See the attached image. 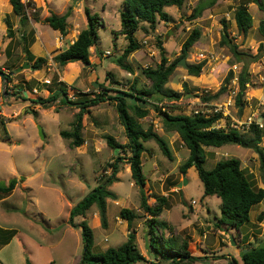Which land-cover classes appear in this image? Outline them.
<instances>
[{"label":"rangeland","instance_id":"rangeland-1","mask_svg":"<svg viewBox=\"0 0 264 264\" xmlns=\"http://www.w3.org/2000/svg\"><path fill=\"white\" fill-rule=\"evenodd\" d=\"M249 1L225 0L205 9L195 20H189L194 9L201 3L208 7L214 0H186L182 8L167 7L169 22L158 20L155 28L141 24L136 33L141 49L127 60L133 68L129 72L116 63L128 45L124 36L116 35L121 29L124 0H22L29 19L27 46L30 50L35 45L31 53L36 57L46 55L48 63L40 70L24 68L21 71L18 69L27 60L20 31L14 40L13 56L8 58L5 52L11 41L9 29H20V17L13 13L10 0H0V68L10 74L12 80L8 82L0 77V183L19 180L13 194L0 203L1 233L5 237L6 231H17L9 244L0 245V264H78L84 251L82 233L80 228L69 224L70 212L111 175L110 165L117 158L131 156L128 149L110 148L105 139L112 136L120 145L128 142L114 102L107 101L90 109L84 116L82 137L85 143L73 148L71 140L63 139L60 133L72 129L79 113L77 106L63 104L60 98L44 108L32 100L49 97L51 91L62 84L72 101L82 98L78 91L88 93L89 98L102 94L101 86L125 92L133 86L149 89L151 83L143 69L156 68L160 64L163 48L168 64L177 61L166 87L183 94L178 102L160 103L159 107H165L163 110L175 115H191L204 106L213 108L231 102L228 107L231 120L233 117L242 122L252 111L259 112L258 117L264 118V43L259 32V25L264 21V0L262 9ZM244 4L253 17V26L243 34L236 25L235 12ZM85 8L99 14L103 21L98 29V43L91 48L92 62H98V56L101 61L94 66L76 62L62 67L53 58L73 44L87 27ZM53 14L69 15L67 37H59V32L44 23ZM196 27L201 29L202 36L188 56L183 57L182 45ZM225 31L232 38V44L239 46L240 52L258 57L249 64V83L240 106L236 99L240 91L238 76L244 63L238 62L231 47L223 43ZM56 42L57 47H54ZM47 47H54L49 55ZM202 62L205 65L200 76H192L189 66ZM30 64L33 66V62ZM231 71L234 78L227 91L215 97ZM21 88L27 100L14 95ZM209 97L213 99L207 100ZM153 104L145 105L150 114L140 122L145 129L153 126L168 141L174 157L170 160L164 156L155 141L145 143L142 163L147 178L148 203L153 206L159 197L169 198L170 207L163 211L160 220L172 230L168 228L162 230L163 233L168 238L172 235L182 237L189 241L194 256L207 257L194 264H229L233 258L244 264L242 252L264 244V220L256 222L257 216L264 212V202L253 208L251 222L242 228L243 233L216 227L221 216V200L216 196H204L203 183L195 168L186 174L180 171L190 151L178 133L165 130ZM33 111L37 112V117ZM230 118L226 121L231 123ZM217 126L226 127L227 124L221 120ZM246 138H250L249 134ZM260 147L264 149V139ZM205 150L208 153L207 170L219 161L237 158L253 185L264 188V171L255 148L226 145L206 147ZM118 162V180L109 186L116 199H107L108 227L102 226L97 206L92 207L85 218H76L75 222L87 221L94 233L96 253L121 246L135 231L139 250L146 258L145 262L137 264L156 263L158 259L150 252L148 243V219L151 217H146L141 208L140 187L132 179L128 161ZM123 208L138 215L131 225L120 217Z\"/></svg>","mask_w":264,"mask_h":264},{"label":"trees","instance_id":"trees-1","mask_svg":"<svg viewBox=\"0 0 264 264\" xmlns=\"http://www.w3.org/2000/svg\"><path fill=\"white\" fill-rule=\"evenodd\" d=\"M225 0H214L207 6L202 3L197 6L189 20H195L201 17L203 11L209 7H214ZM236 1V0H233ZM13 6V13L20 17V29H9V38L11 41L6 47V54L9 57L13 56V45L18 31L21 33V40L25 46L26 58L29 63L33 62L36 70L42 69L43 65L48 63L45 57H36L29 50V44L26 40V27L29 19L25 15V5L22 0H10ZM186 0H124L123 10L120 14L121 29L116 35H122L128 41L123 54L116 59V63L125 70L132 72L133 68L128 64L129 57L136 51L141 49V44L136 38V33L141 28V24H148L155 28L158 20L165 22L170 21V15L165 11L167 7L176 6L182 8ZM250 3H256L260 9L263 8V0H250ZM87 18V27L82 30L76 41L69 45L67 49L57 54L53 59L60 66L64 67L69 63L82 62L86 66L98 65L101 61V56H98V62L91 60V48L95 47L99 40L98 29L103 25L101 16L93 13L89 8H85ZM69 15L58 16L53 14L44 20V23L59 31L63 37L67 36ZM235 21L240 32L248 33L253 26V17L249 12L246 4L242 5L235 12ZM224 23L226 21L224 20ZM226 27V26H225ZM227 29V28H226ZM259 32L264 43V21L259 25ZM202 32L200 28H194L188 38L182 45V56L187 57L192 47L201 38ZM223 43L231 47L232 52L238 62H243L244 66L239 74L240 91L237 95V105H241L243 95L249 83V64L258 59L256 56L239 51L237 44H232V38L225 31L223 35ZM264 45V44H263ZM162 49L161 62L156 68L143 69V73L150 81L149 89H139L133 86L129 92L110 90L101 86L103 93H99L94 98H89L88 93L78 91L82 95L77 101H72L69 98L68 90L65 84L58 85V89L52 90L51 95L47 98H37L32 100L44 108L50 107L62 98L63 104L77 106L79 113L75 117L71 130L61 131L60 135L63 139L71 140L73 148L81 147L85 141L82 137L84 128V116L90 113V109L100 105L101 103L111 101L114 102L119 114L120 120L125 128V133L128 138V143L120 145L112 136H106L105 139L110 148L128 149L131 156L128 159L117 158L110 168L111 175L102 183H100L93 191L86 195L70 212L69 224L73 228H80L82 233L84 251L78 264H137L145 262V256L140 252L137 244L136 232L132 231L126 242L116 248H109L104 252L96 253L94 251L95 241L94 233L86 220L80 223L75 222L76 218H85L87 212L94 206H97L100 219L103 227H108L107 221V199H116V195L109 190L114 182L118 180L119 162L127 160L131 169V176L135 184L140 187L141 208L145 212L149 222V247L150 252L158 259V263L153 264H194L198 260L207 257L194 256L190 250L189 241L184 240L180 236L172 235L166 237L162 230L171 229L169 225L160 220V216L166 208L170 207L168 197H159L155 205L151 206L148 203L145 187L147 186V178L143 171L142 156L146 151L145 143L155 141L161 149L164 156L173 160V153L168 141L156 132L153 126L145 129L140 120L146 118L150 114V109L145 105L154 103L155 111L159 113L163 126L168 132H176L180 135L182 141L190 151V155L185 163L180 166V171L186 174L188 170L195 168L198 172L204 187V196H216L221 200V216L218 218L216 227L227 228L229 230H237L242 232V228L251 222V211L255 206L264 202V188H256L252 181L248 178L244 170L241 169V161L237 158H230L219 161L211 170L206 169L208 153L206 147L221 148L226 145H242L254 143L256 144L255 151L259 153L261 169L264 171V149L260 147L264 139V133L257 127H253L249 133L243 134L235 129L225 130L215 128V124L220 121L222 114L214 116L203 115H183L173 114L171 111L163 110L165 107H159V104L164 101L173 102L180 101L183 94L173 89L166 87L170 77L174 73L177 61L169 63L165 56V50ZM101 55V53H99ZM205 62L197 65L189 66V73L192 76H200ZM11 70L10 67L7 68ZM234 78V72L231 71L226 78L224 85L215 97L225 91ZM11 82V76L5 78ZM50 87V86H48ZM20 89V88H19ZM23 89L14 93L21 95L23 99ZM109 92L115 93L110 95ZM81 97V96H80ZM132 99L134 102H130ZM207 100L213 97L206 98ZM60 101V102H61ZM32 114L37 117V112ZM249 134L250 138H246ZM19 183L18 179H11L8 183H0V200L12 195ZM120 217L128 221L131 225L138 215L130 209L123 208L120 211ZM264 220V212L260 213L257 218V223H262ZM172 230V229H171ZM8 235H4L0 231V245L5 246L10 243L11 239L17 235L16 230L6 231ZM241 260L244 264H264V244L253 247L242 252ZM29 264V262H28ZM229 264H239L236 258H233Z\"/></svg>","mask_w":264,"mask_h":264},{"label":"built area","instance_id":"built-area-1","mask_svg":"<svg viewBox=\"0 0 264 264\" xmlns=\"http://www.w3.org/2000/svg\"><path fill=\"white\" fill-rule=\"evenodd\" d=\"M25 15L27 16L26 12H25ZM230 105H231V102H229V104H227L226 106L217 105L213 108H207V106H204V109L196 110L194 114L203 115L207 117L214 116L215 114H222V118L220 119V121L225 120V123L227 124V126L219 127L217 126L218 123H216L214 127L217 129H225V130L235 129L243 134H246V133H249L253 127H257L259 130H261L264 133V118L258 117L259 112L252 111L242 122H240L238 119H235L233 117L231 120V118L229 117L231 115L228 110V107ZM227 118H230L231 123L229 122V120L226 121Z\"/></svg>","mask_w":264,"mask_h":264},{"label":"water","instance_id":"water-1","mask_svg":"<svg viewBox=\"0 0 264 264\" xmlns=\"http://www.w3.org/2000/svg\"><path fill=\"white\" fill-rule=\"evenodd\" d=\"M242 33L244 34V31H242ZM182 61H183V60H182ZM181 64H182L183 66L187 67V65L185 64V62H182ZM30 65H31V64H30L28 61H26V62L24 63V65L18 69V71H21V70L24 69V68H31L32 70H36V68H35L34 66H30ZM7 76H10V74H7L6 72H4V71L0 68V77H1L2 79L5 80V78H6ZM39 129H40V135H41V138L44 139L45 136H44V134H43V132H42V129H41V128H39ZM242 146H243V147H248V148H255L256 144H254V143L244 144V143H243Z\"/></svg>","mask_w":264,"mask_h":264},{"label":"crops","instance_id":"crops-1","mask_svg":"<svg viewBox=\"0 0 264 264\" xmlns=\"http://www.w3.org/2000/svg\"><path fill=\"white\" fill-rule=\"evenodd\" d=\"M65 15H66V14H65ZM58 16H59V15H58ZM61 16H62V15H61ZM68 20H69V18H68ZM86 25H87V19H86ZM57 32H59V31H57ZM60 36H61V33L59 32V37H60ZM59 37H58V38H59ZM66 37H67V36H66ZM58 38H57V39H58ZM57 39H56V40H57ZM76 39H77V38H76ZM75 41H76V40H75ZM35 44H36V43H35ZM56 45H57V42L55 43V46H54V47H57ZM43 46H44V43H43ZM34 47H36V46H35V45L32 46V48H30V50H33ZM54 47H52V48H48V47H47V49H46V50H47L46 53L49 55V51L53 50ZM45 48H46V46H45ZM33 54H34V53H33ZM41 54H42V53H41ZM34 55H35V54H34ZM36 56H37V55H36ZM41 56L45 57L46 55H45V56H44V55H41ZM38 57H39V56H38ZM45 58H46V57H45ZM1 92H2V87H1V82H0V97H1ZM127 143H128V142H127ZM189 153H190V152H189ZM12 194H13V193H12ZM6 198H8V197H6ZM6 198L1 199V200H0V203L4 202Z\"/></svg>","mask_w":264,"mask_h":264}]
</instances>
